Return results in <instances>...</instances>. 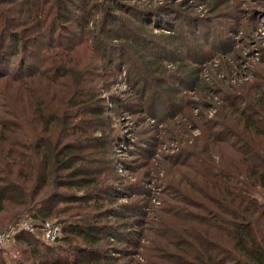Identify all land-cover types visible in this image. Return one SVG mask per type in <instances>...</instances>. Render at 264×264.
<instances>
[{
	"label": "trees",
	"instance_id": "1",
	"mask_svg": "<svg viewBox=\"0 0 264 264\" xmlns=\"http://www.w3.org/2000/svg\"><path fill=\"white\" fill-rule=\"evenodd\" d=\"M130 1L0 0V232L23 220L37 229L13 236L0 264H264V48L250 66L237 55L226 63L249 77L241 85L225 84L222 63L207 70L211 80L197 71L182 80L166 67L175 38L157 45L153 29L190 0L143 13ZM126 64L130 103L110 93ZM171 76L205 96L200 135L176 139L179 179L163 184L173 205L161 199L146 213L151 202L137 201L138 187L118 173L110 114L162 124L180 113L187 130L194 106L181 98L177 110ZM52 220L62 230L54 245L38 236Z\"/></svg>",
	"mask_w": 264,
	"mask_h": 264
},
{
	"label": "rangeland",
	"instance_id": "2",
	"mask_svg": "<svg viewBox=\"0 0 264 264\" xmlns=\"http://www.w3.org/2000/svg\"><path fill=\"white\" fill-rule=\"evenodd\" d=\"M211 1L190 0L187 6L179 7L180 13L170 15L167 19H163L164 17L161 20L154 19L157 27L153 29L154 41L157 45L164 46V44H170L171 39L165 41V37L169 38L171 35L175 38V43L172 42L173 45H165L167 46L165 51L167 56L171 55V58L175 61L166 65L168 70L172 71L170 74L179 73L183 78L182 80H186L191 71H197V79L208 81L211 80V75L208 74L207 70L210 69L211 72H215L213 67L218 63L219 65L222 63L223 71L220 70V73L224 74L228 82L222 79L223 75H219L218 80L225 82V84L232 83L231 85L234 84V86L235 84H237L236 86L241 85L248 82L249 77L244 78L242 73L237 75L239 70L237 67L235 68L236 73L232 74L231 71H228L226 63L230 62V58L236 55L240 56L247 66L257 63V59L261 58L260 50L264 48V0H220L217 7ZM168 2L169 0H133L125 4L126 6H136L143 13L147 9L163 7V5L168 6L166 5ZM124 8L128 10L127 7ZM187 15H190V18H199L198 29L196 26L190 27L189 24L182 23V19H177ZM122 19V22L125 23L133 20L137 25V21L130 14L123 13ZM160 25L166 28L174 26V29L172 32L162 31L158 28ZM195 32H198L199 35H195ZM184 41L185 45H182ZM222 48H229L232 53L229 56L220 55V50H224ZM196 59V62H199L198 64L191 62ZM230 66H233L232 63ZM129 68L128 64L123 66L122 75L114 81L113 85H110V93L120 96L130 103L131 100L126 98L130 93L123 95L124 92L128 91L124 80ZM174 79H177V77L171 76L169 78L172 81V88H168V90L171 94L173 90L179 92L177 97L173 95L170 98L174 103H177V110H180L181 98L191 102L194 106L193 109L190 108L192 120L191 123L187 122L188 131L184 129L180 133L178 124L182 126L188 121L180 113H176L174 119L162 124L145 115L125 113L118 116L116 113L110 114L114 127L117 128L121 138L116 147L118 173L125 177L126 181H131L138 187L136 190L138 194L136 193L137 196L134 197L137 201L142 203L151 202V205L145 211L146 213L150 210V207L160 208L162 206L161 199L168 201L169 197H164L166 193H163V184L170 180L175 184V181L179 179V167L176 163H173L172 158L178 150L176 139L185 137L193 140V138L200 135L197 122H199L201 110L197 106L205 101V96L199 98L198 92L196 93L195 90L185 91V85L173 82ZM214 80H212L213 83L210 81L211 83L208 82L209 85L204 84V86H214ZM166 87H169V85L167 84ZM215 111V107L209 108L205 114L212 118ZM159 114L165 115V111ZM185 115L189 117V114L185 113ZM193 119L194 122H192ZM125 166L131 167L132 171H128ZM261 200L264 201V197ZM168 204L173 205L171 201H168ZM51 222L54 223L55 221L52 220ZM9 230L8 228L0 234ZM10 262L13 264L12 261Z\"/></svg>",
	"mask_w": 264,
	"mask_h": 264
},
{
	"label": "built area",
	"instance_id": "3",
	"mask_svg": "<svg viewBox=\"0 0 264 264\" xmlns=\"http://www.w3.org/2000/svg\"><path fill=\"white\" fill-rule=\"evenodd\" d=\"M24 232L36 234L37 229L33 222L23 220L16 227H13L9 231L0 234V249L8 247L12 241L13 236ZM38 236L44 242L50 245H54L60 240L62 236V230L57 224L53 222H46L41 227V231Z\"/></svg>",
	"mask_w": 264,
	"mask_h": 264
}]
</instances>
